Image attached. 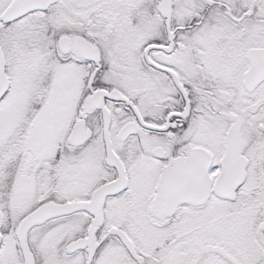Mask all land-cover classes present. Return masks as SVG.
I'll return each instance as SVG.
<instances>
[{
	"label": "snow or ice",
	"instance_id": "6c2138e0",
	"mask_svg": "<svg viewBox=\"0 0 264 264\" xmlns=\"http://www.w3.org/2000/svg\"><path fill=\"white\" fill-rule=\"evenodd\" d=\"M0 264H264V0H0Z\"/></svg>",
	"mask_w": 264,
	"mask_h": 264
}]
</instances>
